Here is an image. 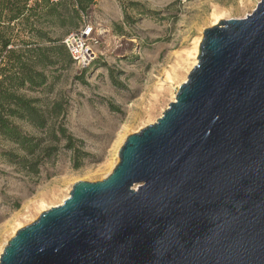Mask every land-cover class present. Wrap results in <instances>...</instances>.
Returning a JSON list of instances; mask_svg holds the SVG:
<instances>
[{"label": "water", "instance_id": "95a60500", "mask_svg": "<svg viewBox=\"0 0 264 264\" xmlns=\"http://www.w3.org/2000/svg\"><path fill=\"white\" fill-rule=\"evenodd\" d=\"M200 47L113 174L76 183L0 264H264V0L206 29Z\"/></svg>", "mask_w": 264, "mask_h": 264}, {"label": "rangeland", "instance_id": "374dc122", "mask_svg": "<svg viewBox=\"0 0 264 264\" xmlns=\"http://www.w3.org/2000/svg\"><path fill=\"white\" fill-rule=\"evenodd\" d=\"M261 1L96 0L81 13L98 43L89 62L65 65L56 83L49 81L55 83L51 93L19 95L41 100L39 107L60 104L63 114L50 126L66 127L85 156L48 141L29 122L12 119L24 134L46 139L43 151L57 147L61 153L53 162L43 159V151L36 154L31 159L41 162L39 174L26 173L3 156L11 150L24 156L19 145L0 136V258L19 230L70 197L76 183L103 182L112 175L128 137L163 117L199 64L206 29L249 17Z\"/></svg>", "mask_w": 264, "mask_h": 264}, {"label": "trees", "instance_id": "16d2710c", "mask_svg": "<svg viewBox=\"0 0 264 264\" xmlns=\"http://www.w3.org/2000/svg\"><path fill=\"white\" fill-rule=\"evenodd\" d=\"M29 3L30 0H0V136L19 145L24 153L19 156L16 151L5 152L3 156L8 163L26 173L39 174L41 162H33L31 158L43 151L46 139L24 134L12 119L29 122L42 130L48 141L67 144L65 150L76 157L85 155L78 151L66 127L50 126L51 121L63 114L60 104L53 108L47 104L39 107L41 100L20 96L19 92L44 89L51 93L65 65L76 64L64 40L83 28L86 23L81 13L95 6L96 0H40L33 6ZM18 41L20 46L16 44ZM60 153L57 147L49 148L44 149L42 156L53 162Z\"/></svg>", "mask_w": 264, "mask_h": 264}, {"label": "built area", "instance_id": "2783aa9c", "mask_svg": "<svg viewBox=\"0 0 264 264\" xmlns=\"http://www.w3.org/2000/svg\"><path fill=\"white\" fill-rule=\"evenodd\" d=\"M94 36L93 25L86 23L81 30L73 32L65 38L66 50L76 64L84 66L92 58V49L98 45Z\"/></svg>", "mask_w": 264, "mask_h": 264}, {"label": "bare ground", "instance_id": "6f19581e", "mask_svg": "<svg viewBox=\"0 0 264 264\" xmlns=\"http://www.w3.org/2000/svg\"><path fill=\"white\" fill-rule=\"evenodd\" d=\"M68 199H69V196H68V198L64 199V200L62 201V203H60V205H58V206L63 205V203H64L66 200H68ZM58 206H57V207H58ZM57 207H55V208H57Z\"/></svg>", "mask_w": 264, "mask_h": 264}]
</instances>
